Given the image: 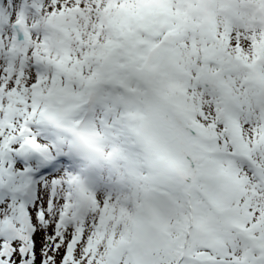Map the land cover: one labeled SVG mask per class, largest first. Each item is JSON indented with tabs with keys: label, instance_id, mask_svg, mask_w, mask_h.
Segmentation results:
<instances>
[{
	"label": "snow or ice",
	"instance_id": "1",
	"mask_svg": "<svg viewBox=\"0 0 264 264\" xmlns=\"http://www.w3.org/2000/svg\"><path fill=\"white\" fill-rule=\"evenodd\" d=\"M0 264H264V0H0Z\"/></svg>",
	"mask_w": 264,
	"mask_h": 264
}]
</instances>
